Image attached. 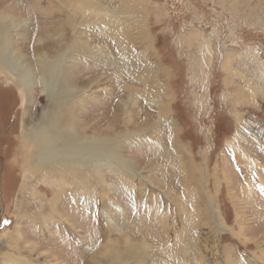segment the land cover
<instances>
[{"label":"rangeland","instance_id":"obj_1","mask_svg":"<svg viewBox=\"0 0 264 264\" xmlns=\"http://www.w3.org/2000/svg\"><path fill=\"white\" fill-rule=\"evenodd\" d=\"M0 41V264H264V0H0ZM60 81L99 171L24 178Z\"/></svg>","mask_w":264,"mask_h":264},{"label":"bare ground","instance_id":"obj_2","mask_svg":"<svg viewBox=\"0 0 264 264\" xmlns=\"http://www.w3.org/2000/svg\"><path fill=\"white\" fill-rule=\"evenodd\" d=\"M10 24L11 22L6 23L7 26H10ZM1 43L3 42L0 41V44ZM0 50V53L7 51L4 54H0V74L2 72V67L5 68L9 73L8 75L16 78L21 85H24V90L26 92V87L30 88V82L27 80V73L25 72V70L20 72V67L18 66L15 56L10 51H8V46L4 47L3 44L2 49ZM41 62H44V60ZM44 75L45 74H43V76ZM45 84H47L46 81ZM156 86L160 88L159 84H157ZM71 91L72 90L67 87L64 81H60L58 84V92L54 96V106L57 109L61 110L62 113L65 112L64 114H67L69 116V121L67 122V124L56 123L53 120L50 122L49 126L47 125L43 127L39 132H35L33 130L32 132L24 133V135L18 139L19 144L17 148V155L20 156V158L21 155H23L21 168L22 172L24 173V178L26 177L27 173L35 170L36 163H38L39 166L43 169V173L39 176L41 177V179H46V175L50 174L49 172L54 171H71L70 174L74 178L76 177L75 174H78V172H80L82 168L89 170L90 173L99 171V169H97L99 165L98 162L96 160H93L96 154V150H94L96 149V147L93 140H85L84 143V141H82L79 136L72 132V125L74 124L75 114L74 103L68 104L64 103L63 101H59L60 96ZM76 94H78L79 97V93ZM164 96H167L166 93L164 94ZM160 109L161 112L163 111L162 115L164 116L165 111L163 109V105ZM51 115L52 113H50V116ZM86 159H90L92 163L87 164L85 161ZM59 178L62 179L61 177ZM29 184L30 182L27 179H24L21 187L22 196L23 194H25L26 190V192H28V189H31Z\"/></svg>","mask_w":264,"mask_h":264}]
</instances>
